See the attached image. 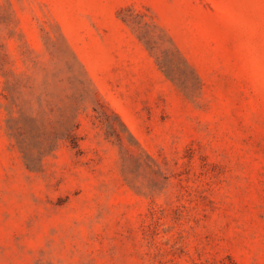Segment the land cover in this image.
<instances>
[{"label": "rangeland", "instance_id": "1", "mask_svg": "<svg viewBox=\"0 0 264 264\" xmlns=\"http://www.w3.org/2000/svg\"><path fill=\"white\" fill-rule=\"evenodd\" d=\"M0 264H264V0H0Z\"/></svg>", "mask_w": 264, "mask_h": 264}]
</instances>
